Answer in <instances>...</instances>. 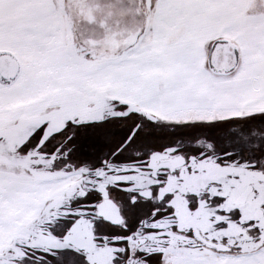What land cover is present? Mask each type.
Returning <instances> with one entry per match:
<instances>
[{"label":"snow or ice","instance_id":"1","mask_svg":"<svg viewBox=\"0 0 264 264\" xmlns=\"http://www.w3.org/2000/svg\"><path fill=\"white\" fill-rule=\"evenodd\" d=\"M0 264H264V0H0Z\"/></svg>","mask_w":264,"mask_h":264}]
</instances>
